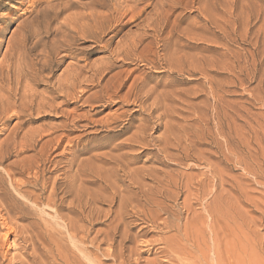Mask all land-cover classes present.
<instances>
[{"label":"rangeland","instance_id":"rangeland-1","mask_svg":"<svg viewBox=\"0 0 264 264\" xmlns=\"http://www.w3.org/2000/svg\"><path fill=\"white\" fill-rule=\"evenodd\" d=\"M1 161L0 264H264V0H0Z\"/></svg>","mask_w":264,"mask_h":264},{"label":"bare ground","instance_id":"bare-ground-1","mask_svg":"<svg viewBox=\"0 0 264 264\" xmlns=\"http://www.w3.org/2000/svg\"><path fill=\"white\" fill-rule=\"evenodd\" d=\"M25 148V147H24ZM41 156V155H40ZM95 157V156H94ZM7 159V158H6ZM115 160V159H114ZM28 161V160H27ZM39 161V160H38ZM69 161V160H68ZM84 161V160H83ZM0 163H2V161L0 162ZM37 160L36 159H33V160H31L30 162H28V166L26 167V168H24V169H22V172H20L21 174L22 173H26L25 172V170L27 171V173L28 172H30L31 170H32V165H37ZM81 163H82V161H81ZM84 163V162H83ZM88 163V162H87ZM41 164V163H40ZM15 165V164H14ZM31 165V166H30ZM25 166V165H24ZM76 166V169H75V171H74V173L72 174V175H70L69 176V178H71V183H74V181L76 180V178H78L79 176H84V174L83 175H81V173H82V169L85 167L86 168V165L84 166V165H82V164H80V163H77L76 165L74 164V161H69L68 162V165L66 166V167H69L68 169H70V168H73V167H75ZM87 167H89V166H87ZM127 168H128V165L126 166ZM28 168V169H27ZM37 170L33 173V175L35 174V179H33V182L35 183V186H39L40 187V189L41 190H45L47 187H49V197H47L48 198V201L49 202H51V203H53L54 204V202H55V200L53 199V197H56L57 195H56V191L58 190V181H57V179L56 178H54L51 182H49V180L50 179H47V178H42V180H40V174H41V170L39 169L40 168V166H36L35 167ZM91 169V168H90ZM139 169V168H138ZM9 170V169H8ZM40 170V171H39ZM65 171H64V173H68V172H70V171H67V169H64ZM128 170V169H127ZM135 170V169H134ZM86 171V170H85ZM130 171V170H129ZM138 171V170H137ZM7 172V174H8V177L11 179L10 181H11V184H12V186H15V187H17L16 186V184L14 185V183H13V181H12V177H13V174H11V173H9L10 171H6ZM103 172V171H102ZM134 172V171H133ZM13 173V172H12ZM83 173H85V172H83ZM91 174V173H90ZM138 174V173H137ZM136 174V175H137ZM86 175V174H85ZM92 175V174H91ZM94 176V175H93ZM99 177V176H98ZM113 177V176H112ZM111 176L109 177V181L107 182V185L105 186V187H103V190H107L108 188H110L111 190H113L114 189V185H115V179L117 178H115V179H113ZM96 178V177H95ZM95 178H93L91 181L89 180V182L90 183H96V181H95ZM106 178V177H105ZM60 179V178H59ZM67 179V178H66ZM102 179H103V177H102ZM143 180V179H142ZM16 181V180H15ZM32 181V180H31ZM84 182H86V181H84ZM84 182H83V184H84ZM98 182V181H97ZM40 183V184H39ZM70 183V184H71ZM137 184V183H136ZM18 185V184H17ZM69 185V184H68ZM79 185H81V182H80V184ZM14 187V188H15ZM75 187V186H74ZM81 189H84L85 190V188H83L84 186H82L81 185ZM94 188V187H93ZM16 189V188H15ZM80 189V191H83V190H81ZM17 190V189H16ZM90 191V190H89ZM89 191H86V192H89ZM91 191H92V189H91ZM93 191H94V189H93ZM68 192V191H67ZM98 192H100V191H98ZM84 193H85V191H84ZM89 193H91V192H89ZM94 194H95V192H93ZM81 194H83V193H81ZM86 194V193H85ZM85 194H83L84 196H87V195H85ZM97 194V193H96ZM20 195L23 197V198H26L25 197V195H26V193H24L23 192V194H21L20 193ZM80 195V194H79ZM90 195V194H89ZM98 195H100V194H98ZM97 195V196H98ZM37 196V195H36ZM95 196V197H94ZM93 197L95 198V200H96V195H94ZM29 197V196H28ZM80 197H81V195H80ZM89 196H87V197H81V198H88ZM90 197H92V194L90 195ZM89 197V198H90ZM29 198H31V200H33V201H36L37 200V198L39 199V197L37 196V197H35L34 196V198L32 199V196L31 197H29ZM101 198V197H100ZM100 198H99V200H100ZM121 198V197H120ZM14 199V198H13ZM17 199V198H16ZM16 199H14L16 202V204H18L19 202H18V200H16ZM27 199V198H26ZM56 199V198H55ZM123 200L125 199V198H122ZM29 200V199H28ZM91 202L90 203H88V202H83V200H82V202H78V206L76 205V210H74V208H72V210L73 211H77V209H78V213L80 214V212H81V214H85V213H87V215H86V218H90V216H92L93 215V213H94V210L92 209V207H93V205H94V201L95 200H91V199H89ZM98 200V199H97ZM114 200H115V198H114V191L112 192V196L111 197H109V203L111 204L112 202H114ZM130 200V199H129ZM47 201V202H48ZM87 201V200H86ZM123 202V201H122ZM125 202V201H124ZM127 202V201H126ZM20 204V203H19ZM18 204V205H19ZM90 204V205H89ZM125 204H127V203H125ZM21 205V209H24L27 205H23L22 203L20 204ZM130 205H132V204H130ZM119 206V205H118ZM122 206H124V204L122 205ZM121 206V207H122ZM17 207H19V206H17ZM51 207V206H50ZM88 207V208H87ZM121 207H119V209L121 210ZM125 207H127V206H125ZM20 209V208H19ZM126 209V208H125ZM124 209V210H125ZM98 210V209H97ZM123 210V209H122ZM80 211V212H79ZM17 220V219H16ZM92 220V219H91ZM81 221V220H80ZM155 221H156V219H155ZM71 222V221H70ZM77 222V221H76ZM119 222V221H118ZM73 223V222H72ZM72 223H70L71 225H72ZM0 224H2V223H0ZM10 223L9 222H7V220L6 219H4L3 220V224L1 225V229H2V234H1V238H0V240L2 239V245H3V247H4V249H5V253H6V255H7V253H9V252H12V251H14L15 250V240H14V232L16 233V231H15V229H13V227L11 226V225H9ZM17 225V224H16ZM69 226V225H68ZM75 226H76V223H75ZM80 226V225H79ZM114 226V225H113ZM19 227V226H18ZM166 227V226H165ZM113 229H115V228H113ZM17 230V229H16ZM76 230V229H75ZM70 234V233H69ZM28 235V234H27ZM73 235V234H72ZM126 235V234H125ZM124 235V236H125ZM77 236V235H76ZM107 237V236H106ZM108 237L110 238L111 236H110V234L108 233ZM26 238V237H25ZM37 240V239H36ZM112 240L113 239H109V241H111L112 242ZM95 241V240H94ZM155 242V241H154ZM106 243H107V241H106ZM17 246V245H16ZM34 246V245H33ZM43 246V245H42ZM41 246V247H42ZM122 246V245H121ZM167 246V245H166ZM17 249V248H16ZM47 249V248H46ZM43 250V249H42ZM58 250V249H57ZM81 250V249H80ZM107 250V249H106ZM31 251V250H30ZM59 251V250H58ZM62 251V250H61ZM43 252V251H42ZM68 252V251H67ZM31 254V253H30ZM107 254V253H106ZM13 255V254H12ZM80 255V254H79ZM36 256V255H35ZM4 257V256H3ZM11 257H13V256H11ZM51 257V256H50ZM65 257H66V255H65ZM79 257V256H78ZM60 258V257H59ZM72 258H74V257H72ZM47 260V259H46ZM65 260V259H64ZM11 261V260H10ZM85 262V261H84ZM86 264V263H85Z\"/></svg>","mask_w":264,"mask_h":264}]
</instances>
